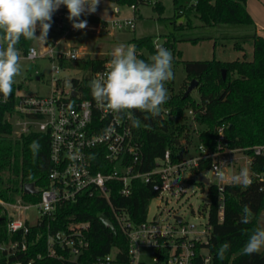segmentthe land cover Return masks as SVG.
Returning a JSON list of instances; mask_svg holds the SVG:
<instances>
[{"label": "trees", "instance_id": "1", "mask_svg": "<svg viewBox=\"0 0 264 264\" xmlns=\"http://www.w3.org/2000/svg\"><path fill=\"white\" fill-rule=\"evenodd\" d=\"M121 5H129L137 13L141 6H152L161 17L164 11L163 0H113ZM194 4L186 7L178 6L175 2L176 18L183 14L184 9L190 10L205 27L218 25H245L255 26V22L248 12V0H194ZM174 17V18H175ZM2 37V33H0ZM170 37H176L171 34ZM203 39L189 40L198 43ZM35 40H26L21 37L17 47L20 56H26ZM179 42V40H176ZM175 40L168 41L166 46L172 52L175 49ZM4 40L0 38V44ZM245 44L253 48V58L248 59ZM131 45L135 46L139 59L148 61L141 53L142 49L154 52L152 37L134 39ZM237 51L244 53L242 60L231 62L212 61H184L186 74L192 80H198L200 100L196 103L191 95L184 98L185 93L168 98L162 108L169 109L177 118L175 121L161 119L160 115L151 116L140 110H132L135 119L139 120V127H135L137 139L144 145V170H151L158 159L163 158L167 150H171L174 161L180 157L190 155L194 147L191 117L188 111L193 110L194 119L200 126L206 127L202 131V144L207 149L216 150L219 129L224 127L227 147L242 149L253 157L251 171L254 173L252 184L242 187L237 184L224 187V217L219 219L218 201L220 194L215 185L209 187L211 199L209 208L208 226L212 228L208 249L214 264H264V251L254 255H243L242 249L249 236L259 226V219L264 212V155L254 156L255 147H264V37L255 33L244 37L235 43ZM112 56H97L92 59H83L73 62V66L89 72L84 79L86 86L85 98L89 97V84L92 75L103 67V64ZM72 63H61L63 69ZM226 71V78H223ZM78 84L77 80H73ZM20 86L13 85L12 94L5 100L0 95V199L14 202L22 198L26 202L39 201L40 192L49 186V173L52 167L50 161V138L47 134L31 133L20 137L14 136V126L9 116L15 113L19 99ZM196 118V119H195ZM185 140V145H182ZM38 141L39 148L34 152L30 145ZM199 150V148H198ZM211 162L201 164L193 170L194 174L203 173L210 168ZM98 170V169H97ZM34 184L37 192L26 194L24 186ZM155 198L154 192L148 185L138 182L134 186L133 194L124 198L118 193L111 194L112 203L127 212L134 224L140 225L146 220L150 201ZM251 210V222L241 223L244 215V206ZM105 215L111 220L117 230L113 233L101 221ZM71 222L88 223L90 230L88 239L90 248L77 261H58L46 257V237L48 232L66 230ZM33 227L28 242L29 249L14 260L27 261L34 258V264H95L98 257L115 254V264L128 262V242L125 235L117 226L113 214L106 200L99 196L89 198L79 197L76 202L59 204L55 210V220ZM20 234L13 238L7 233L6 219L0 208V246L11 239H19ZM230 243L224 259H218L217 252L223 243ZM41 254L43 259L37 260ZM0 263L5 264L1 259Z\"/></svg>", "mask_w": 264, "mask_h": 264}, {"label": "built area", "instance_id": "2", "mask_svg": "<svg viewBox=\"0 0 264 264\" xmlns=\"http://www.w3.org/2000/svg\"><path fill=\"white\" fill-rule=\"evenodd\" d=\"M103 1L106 0H99ZM114 13L118 15L120 8H115ZM67 15L57 23L58 39L47 41L43 51L32 45L28 54L22 57L30 61L49 59L58 64L53 67L55 71L52 74L51 94L46 97L20 94L15 113L9 116L18 137L31 133L49 136L52 167L49 186L40 192L38 202H26L22 198L14 202L0 199L8 235L10 238L18 234L21 236L0 246V260L4 259L5 264H34V258L27 261L12 259L28 252L31 229L43 223H47L50 229V222L55 220V210L59 204L76 202L82 196H99L107 201L117 226L127 238L126 264H146L144 250L148 251L153 264H214L207 247L212 231L208 223L206 230L200 232L196 226L185 223L183 218L181 222L175 217L173 223L162 224L156 220H148L147 213L146 220L136 226L125 210L112 203L111 194L115 192L128 198L133 194L134 186L140 182L150 187L155 198L163 199L167 195L179 199L187 194V187L178 185L176 180L182 179L185 173H193L201 164L210 161L207 171L218 182L215 184L220 194L218 212L220 221H223L224 187L234 184L232 178L236 166L238 169L241 166L248 168L253 181V157L242 149L227 147L224 127H221L216 150L200 145L198 157L187 155L177 161L173 160L171 150H167L151 170L145 171L144 145L135 135L132 119L126 115L117 117L107 108L99 107L90 88L89 97L85 98V78L77 79L78 84L73 83L66 90L63 82L56 77L62 68V62L84 59L80 48H62L69 37L78 31L72 28V22L67 19ZM111 23L114 29H135L134 19L114 20ZM111 59L112 57L92 75L90 82L107 71ZM188 115L193 118L195 113L190 110ZM160 117L172 121L177 119L166 108L161 109ZM252 151L254 156L264 155L263 146L255 147ZM217 165L221 166L222 179L217 178L214 170ZM230 172L232 174L229 176ZM203 173L197 175L201 177L204 176ZM31 215H35V223H32ZM89 230L88 223L71 222L66 230L48 232L46 257L58 261H77L90 248ZM41 259L43 256L39 254L37 260ZM95 264H115V254L98 257Z\"/></svg>", "mask_w": 264, "mask_h": 264}, {"label": "rangeland", "instance_id": "3", "mask_svg": "<svg viewBox=\"0 0 264 264\" xmlns=\"http://www.w3.org/2000/svg\"><path fill=\"white\" fill-rule=\"evenodd\" d=\"M194 0H178V6H188ZM164 11L160 17L152 6H141L139 11L135 13L134 8L129 5H121L113 0H108L106 4L109 9L107 16L109 20H135L134 30H118L114 29L110 22L107 29H104L100 34L97 33L96 28L101 25L100 21L93 22L90 26L92 28L89 32L85 29L78 30L71 35L62 48L67 45L76 46L86 52L87 57L95 55L112 53V51L119 45H131L134 39H142L152 37L154 39V52L142 49L141 53L147 59L156 53V45H161L167 49L166 43L168 41L179 40L175 43V49L171 52L173 55L172 71L174 78L166 83L168 90V98L176 97L183 92L186 93L188 87L194 81L186 74L184 61H212L218 60L222 62H231L242 60L244 53L237 51L235 43L241 41L244 37H250L257 33L264 36V19L261 17H254L255 26L245 25H218L216 27H205L202 25L196 15L188 9H184L183 14L176 18L175 2L174 0H163ZM120 8V13L115 15V8ZM175 17V18H174ZM173 34L176 38L172 39L170 35ZM39 35V31L37 32ZM55 40L59 38L56 31L49 30L47 40ZM203 39L198 43H192L189 40ZM43 41H34L33 45L43 51ZM245 51L249 60L253 58V48L249 44H245ZM63 69L61 68L56 77L59 78L66 90H69L73 85V80L84 79L89 76V72L80 70L73 66ZM21 72L14 78V84L20 86L18 91L21 95H31L46 97L52 92V74L54 73V66H58L56 62L49 59H38L30 61L25 58H20ZM196 80V79H195ZM198 81V80H196ZM198 87L191 93L192 99L198 103L200 95ZM163 106H161L162 108ZM195 117V116H194ZM196 119V118H195ZM192 135L194 137V147L190 149L191 156L198 157V148L202 142V131L206 129L200 126L198 121L191 118ZM14 136L18 137L14 131ZM182 145H185V140H182ZM218 147V137L216 149ZM239 169L234 167V175L238 174ZM204 176L208 178L211 183L210 186L217 184V179L214 178L210 171H205ZM230 172L228 175L230 176ZM254 177V173L251 171ZM200 176L193 173L183 174L182 179L176 180L180 186L186 185L187 194L177 199L165 195L162 198H155L150 202L148 210V220H156L159 223H173L175 217L183 218L188 225H194L198 231L206 230V225L209 220V207L211 199L209 197V185L198 182ZM34 214V213H33ZM32 223H35V215H31ZM259 226L264 228V212L260 216ZM264 248L261 249V252ZM205 252V251H204ZM242 252V251H241ZM260 252V253H261ZM144 261L146 264H153L152 258L147 250L143 251Z\"/></svg>", "mask_w": 264, "mask_h": 264}, {"label": "clouds", "instance_id": "4", "mask_svg": "<svg viewBox=\"0 0 264 264\" xmlns=\"http://www.w3.org/2000/svg\"><path fill=\"white\" fill-rule=\"evenodd\" d=\"M98 5L99 0H0V38L4 40L0 44V95L6 100L12 94L14 78L21 72V56L17 47L21 37L47 42L53 14L61 6L67 8V19L72 22V28L83 30L87 27V20L81 17L95 13ZM106 16L107 10L102 18ZM111 56L107 71L89 84L97 105L107 108L117 117L128 116L134 127H139L140 122L133 118L132 110H140L153 117L160 115L161 106L168 100L165 85L174 78L171 51L157 46L156 53L145 61L137 57L134 45L121 44ZM30 148L35 152L39 148L38 141H33ZM214 170L217 178L222 179L221 166H214ZM232 179L234 184L245 188L252 184L248 168H242ZM243 212L241 223H250L251 210L247 205ZM229 248L228 242L220 245L218 259L223 260ZM262 248L264 228H257L249 236L242 254H258Z\"/></svg>", "mask_w": 264, "mask_h": 264}, {"label": "crops", "instance_id": "5", "mask_svg": "<svg viewBox=\"0 0 264 264\" xmlns=\"http://www.w3.org/2000/svg\"><path fill=\"white\" fill-rule=\"evenodd\" d=\"M107 3H108V0L103 1V2H99V5L97 7V11L95 13L85 14L81 17V19L87 20V27L85 28L86 31L89 32L92 29V28H90L89 25H91L93 22L100 21L101 25L96 28L97 33L100 34L104 29L108 28L110 22H113V21L109 20L108 17H106L105 19L102 18L105 10L109 9V7L106 5ZM194 3H195V1L191 2V4H194ZM247 9H248V12L250 13V15L252 16L253 20H254V17H256L255 15L264 19V0H248ZM66 14H68V11H67V8L65 6H61L53 14L52 21H51V30L52 31L54 30L55 34H56V31L58 33L57 23L59 21H61ZM49 40H51V38H49L47 41H49ZM68 46H70V45H67L66 47H68ZM82 51L84 53V56H83L84 59H92V58H95L97 56H105V55H109V54L111 55V53H107V54H101V55H95L92 57H87L86 52H84V50H82Z\"/></svg>", "mask_w": 264, "mask_h": 264}, {"label": "water", "instance_id": "6", "mask_svg": "<svg viewBox=\"0 0 264 264\" xmlns=\"http://www.w3.org/2000/svg\"><path fill=\"white\" fill-rule=\"evenodd\" d=\"M223 78L224 79L226 78V71H223ZM198 84H199L198 81H196V80L192 81V83L190 84V86L188 87V89L184 95V98H188L191 95V93L194 91V89L196 87H198ZM73 95L75 96L76 93H74ZM198 182L206 184V185L210 184V180L208 178H206L205 176L199 177ZM36 191L37 190H36V187L34 184H26L24 186V192L26 194H34V193H36ZM99 219L107 228H110L113 231V233H115V234L117 233V230H116L113 222L111 220H109L105 215H101ZM177 220L179 222L182 221V219L180 217H177Z\"/></svg>", "mask_w": 264, "mask_h": 264}]
</instances>
